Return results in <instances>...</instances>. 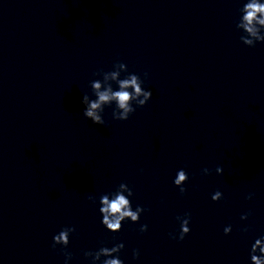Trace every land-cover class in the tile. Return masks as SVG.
Instances as JSON below:
<instances>
[{
    "label": "clouds",
    "instance_id": "1",
    "mask_svg": "<svg viewBox=\"0 0 264 264\" xmlns=\"http://www.w3.org/2000/svg\"><path fill=\"white\" fill-rule=\"evenodd\" d=\"M242 17L239 22L236 24L237 29H243L247 35H241L240 39L242 43L249 47H254L257 42H264V35H261V30L264 29V3H261L260 0H247L244 6L241 8ZM252 37L254 39H250ZM115 67L125 68L126 64L118 62L114 64ZM111 78L116 80L119 75L118 72H111ZM147 77V73H145ZM107 80L108 77L105 76ZM143 81L136 74H130L128 78H124L118 81L119 90L113 91L112 87L109 85L105 90L101 91V83L93 81L91 84L92 89L94 90V95L97 99H90V97L85 94L83 96V104L85 105V110L83 115L85 118L90 119L94 124L105 125V120L102 116L104 109L102 105H110V102H115V109L112 112V118L119 121H126L129 119L130 115L135 112L136 107H144L147 102L152 97V92L150 90H145L142 87ZM132 89L133 91H128ZM133 101L134 103H130ZM135 104L136 107H133ZM217 174L223 173L222 167H217L215 169ZM205 175L210 174V170L205 168L203 169ZM188 180L187 173L181 169L177 172L176 178L174 179V184L180 190L181 195L186 192V189L183 187L185 182ZM119 188H127V196L130 197L133 195L132 189L126 184L121 183ZM253 194H249L247 199L251 200ZM89 200L95 203V197L89 196ZM213 201H219L222 199V193L217 190L211 197ZM100 208L99 212L102 215V224L110 232H119L122 228V222L126 218H130V221L133 223L138 222L140 215L145 209L141 206H137L136 210H132L130 200L120 192L114 194L113 199H109L108 195H103L99 200ZM251 215V212H248L241 216L242 220H247ZM190 213H186L184 217H177V220L180 221V232L177 237L174 234L170 233L172 239L183 240L185 236L190 232L189 222H190ZM247 229H245L246 231ZM76 229L74 227H65L58 234L53 237V249L57 245H62V250H64V255L66 257L65 264L70 260L71 253L66 251L69 244L70 234L74 233ZM147 225H141L140 232H146ZM232 231L231 225L224 228L225 235L230 234ZM264 236L255 240L251 246L250 250V260L251 264H264ZM124 248L123 243H116L111 248L109 247H100L96 252H86L85 256L92 258V264H96L97 261L101 260V257H105L102 261V264H123V261L119 258L120 251ZM259 253V254H258ZM139 251L134 250L133 257L139 258Z\"/></svg>",
    "mask_w": 264,
    "mask_h": 264
}]
</instances>
